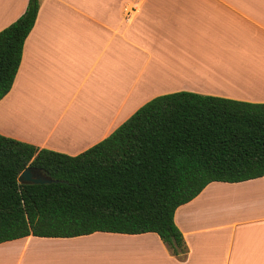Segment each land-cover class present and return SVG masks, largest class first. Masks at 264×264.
<instances>
[{
    "label": "crops",
    "instance_id": "0c3cea01",
    "mask_svg": "<svg viewBox=\"0 0 264 264\" xmlns=\"http://www.w3.org/2000/svg\"><path fill=\"white\" fill-rule=\"evenodd\" d=\"M29 0H0V31ZM264 104V0H40L0 134L77 156L152 99ZM186 252L156 233L0 244V264H264V177L212 182L179 207Z\"/></svg>",
    "mask_w": 264,
    "mask_h": 264
},
{
    "label": "trees",
    "instance_id": "16d2710c",
    "mask_svg": "<svg viewBox=\"0 0 264 264\" xmlns=\"http://www.w3.org/2000/svg\"><path fill=\"white\" fill-rule=\"evenodd\" d=\"M40 0L0 31V101L11 91ZM34 167L56 180L20 184ZM264 177V104L193 92L158 96L77 155L0 134V244L29 236L156 233L186 252L179 207L212 182Z\"/></svg>",
    "mask_w": 264,
    "mask_h": 264
},
{
    "label": "water",
    "instance_id": "95a60500",
    "mask_svg": "<svg viewBox=\"0 0 264 264\" xmlns=\"http://www.w3.org/2000/svg\"><path fill=\"white\" fill-rule=\"evenodd\" d=\"M20 184L28 185H45L57 182L52 178L48 177L44 172L34 167H30L23 171L18 178Z\"/></svg>",
    "mask_w": 264,
    "mask_h": 264
},
{
    "label": "rangeland",
    "instance_id": "374dc122",
    "mask_svg": "<svg viewBox=\"0 0 264 264\" xmlns=\"http://www.w3.org/2000/svg\"><path fill=\"white\" fill-rule=\"evenodd\" d=\"M1 250H7V248H0Z\"/></svg>",
    "mask_w": 264,
    "mask_h": 264
}]
</instances>
